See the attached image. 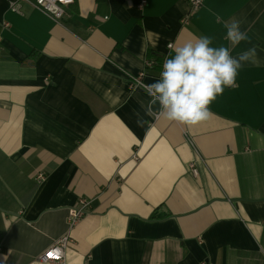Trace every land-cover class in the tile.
<instances>
[{
  "label": "crops",
  "instance_id": "obj_1",
  "mask_svg": "<svg viewBox=\"0 0 264 264\" xmlns=\"http://www.w3.org/2000/svg\"><path fill=\"white\" fill-rule=\"evenodd\" d=\"M10 1L0 0V264H50L38 257L80 199L92 204L64 264H264V0H201L186 26V0H74L59 23ZM233 18L250 39L232 54L254 46L260 65L240 70L209 120L138 126L149 97L124 73L194 36L229 46L222 21Z\"/></svg>",
  "mask_w": 264,
  "mask_h": 264
},
{
  "label": "clouds",
  "instance_id": "obj_2",
  "mask_svg": "<svg viewBox=\"0 0 264 264\" xmlns=\"http://www.w3.org/2000/svg\"><path fill=\"white\" fill-rule=\"evenodd\" d=\"M222 23L229 46H214L210 36H194L174 47V53L163 62L158 80L141 85L149 100L143 106V115L134 112L138 126L148 122L145 116L187 126L205 122L214 115L210 106L216 98L226 88L237 86L240 70L246 64L260 65L254 46L232 54L233 49L250 39L247 31L241 30L242 22L233 18Z\"/></svg>",
  "mask_w": 264,
  "mask_h": 264
},
{
  "label": "built area",
  "instance_id": "obj_3",
  "mask_svg": "<svg viewBox=\"0 0 264 264\" xmlns=\"http://www.w3.org/2000/svg\"><path fill=\"white\" fill-rule=\"evenodd\" d=\"M22 1L27 2L29 5H31L33 8H35L36 10L46 15L48 18H50L55 23L60 22V20L65 15L66 8L74 3V0H34V1L12 0L9 3L8 9L11 12L20 14L21 7H22L21 6ZM186 1L188 3L189 8H188L187 13L184 14L180 20V23L182 26L188 25L193 14L196 11H198L202 6L201 0H186ZM144 3L145 1L142 0L140 6H142ZM5 26L8 27L7 24ZM169 45H172V44L169 43L167 45V53L161 57L159 73L156 76L157 80L160 77V72L162 70V65H163L165 58L169 57V51L171 50ZM154 67H156L155 61L152 59H146L144 61V70H142L141 72L137 74H133V75L124 73V77L129 85L141 87L142 84H146L144 82V77L146 76L145 70L150 71V70H153ZM177 124L180 125V123H177ZM182 132H183V135L186 141L192 144L189 134H187V132L184 129H182ZM133 158L134 160H138L137 155H134ZM190 168H191L192 175H196V170L194 169L193 165H191ZM43 178H44V175L42 174H39L36 176V179L39 181L42 180ZM91 204H92L91 200L80 199L76 206L70 207L67 210L66 232L42 252V254L38 257L39 261H41L42 263H50V264H64L65 250L69 244L73 243V241L70 238V232L88 214ZM82 264H88V261H85Z\"/></svg>",
  "mask_w": 264,
  "mask_h": 264
},
{
  "label": "trees",
  "instance_id": "obj_4",
  "mask_svg": "<svg viewBox=\"0 0 264 264\" xmlns=\"http://www.w3.org/2000/svg\"><path fill=\"white\" fill-rule=\"evenodd\" d=\"M150 52V51H149ZM150 54V53H149ZM155 63H156V69H155V73L158 74L159 73V66H160V63H161V58H159L158 56H156L155 58Z\"/></svg>",
  "mask_w": 264,
  "mask_h": 264
}]
</instances>
